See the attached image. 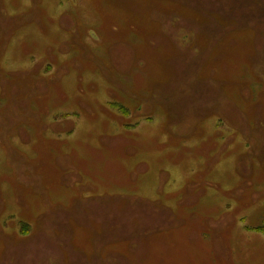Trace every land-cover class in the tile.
I'll return each instance as SVG.
<instances>
[{
  "label": "rangeland",
  "instance_id": "obj_1",
  "mask_svg": "<svg viewBox=\"0 0 264 264\" xmlns=\"http://www.w3.org/2000/svg\"><path fill=\"white\" fill-rule=\"evenodd\" d=\"M0 264H264V0H0Z\"/></svg>",
  "mask_w": 264,
  "mask_h": 264
},
{
  "label": "flooded vegetation",
  "instance_id": "obj_2",
  "mask_svg": "<svg viewBox=\"0 0 264 264\" xmlns=\"http://www.w3.org/2000/svg\"><path fill=\"white\" fill-rule=\"evenodd\" d=\"M190 78L189 74L187 76ZM192 80L188 83L190 84L186 89V97H185V104H184V113L187 116L186 121H189V116L191 115L194 119L192 121V126L187 129L186 132H192L194 128L197 126V120H203L208 115L210 116L211 112L205 114L204 110L211 109V111L216 110L215 117L217 115L224 114L225 116L229 115L232 120L238 119V106L235 102V99L232 96V93L226 92L225 86L223 85V81L219 80L216 82L214 86H210L205 84L206 81L199 79L197 76H192ZM186 80V82H187ZM203 87V88H202ZM203 90L202 96L199 100L194 97V92L197 90ZM244 125L246 126V119L245 115H242L240 118ZM215 129L213 131L214 136L223 137L222 142H229L236 139L238 133L231 132L222 129L220 127V123L214 122ZM213 136V135H212ZM247 144V142H246ZM248 147V146H247ZM249 149V148H248ZM212 184V183H210Z\"/></svg>",
  "mask_w": 264,
  "mask_h": 264
},
{
  "label": "trees",
  "instance_id": "obj_3",
  "mask_svg": "<svg viewBox=\"0 0 264 264\" xmlns=\"http://www.w3.org/2000/svg\"><path fill=\"white\" fill-rule=\"evenodd\" d=\"M115 100V99H114ZM120 107H121V109H120ZM112 108H114L115 110H117V111H119V110H121L122 112H123V106L120 104V103H112ZM121 201H119V204H120V208L121 209H125L126 210V208H124L123 206H122V204L120 203ZM140 204H143V203H140Z\"/></svg>",
  "mask_w": 264,
  "mask_h": 264
}]
</instances>
